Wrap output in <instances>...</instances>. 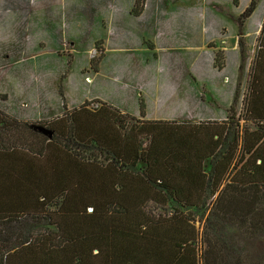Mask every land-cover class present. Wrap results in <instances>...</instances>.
Listing matches in <instances>:
<instances>
[{"label":"trees","instance_id":"16d2710c","mask_svg":"<svg viewBox=\"0 0 264 264\" xmlns=\"http://www.w3.org/2000/svg\"><path fill=\"white\" fill-rule=\"evenodd\" d=\"M248 77L218 123L105 101L40 121L0 109V264H264L231 232L264 233V24ZM192 208L208 212L201 229Z\"/></svg>","mask_w":264,"mask_h":264},{"label":"rangeland","instance_id":"374dc122","mask_svg":"<svg viewBox=\"0 0 264 264\" xmlns=\"http://www.w3.org/2000/svg\"><path fill=\"white\" fill-rule=\"evenodd\" d=\"M250 1L139 0L142 10L147 2L149 10L138 18L128 9L129 0H114V7L112 0H31L32 7L40 8L31 14V34L25 43L30 69L15 67L13 76H0V109L22 120L40 121L62 115L63 102L71 109L84 102L97 107L98 101H105L136 115L141 104L143 120L224 121L237 81L235 107L237 112L241 109L249 64L264 24V0H258L253 19L240 25L239 15ZM110 14L117 21V35L106 45L102 39L108 28L103 26ZM203 20L206 41L197 39L198 28L193 26ZM186 23L192 28L186 30ZM240 37L250 53L244 70L237 68ZM109 46L115 49L109 51ZM185 212L196 213L201 229L208 212L202 218L193 208ZM231 232L247 254L264 257V233L248 237L237 229Z\"/></svg>","mask_w":264,"mask_h":264},{"label":"crops","instance_id":"0c3cea01","mask_svg":"<svg viewBox=\"0 0 264 264\" xmlns=\"http://www.w3.org/2000/svg\"><path fill=\"white\" fill-rule=\"evenodd\" d=\"M134 3L135 0H129L127 4L129 10L130 9L132 10ZM38 5L39 4H36L34 7H32L31 0H0V76H7V75L13 76L14 75L13 71L15 67H18V69H24L25 72H29L30 67L29 64L26 63L29 62L31 59H30V55L26 53L25 43L28 42L31 34V14L34 12V10L40 8V6ZM114 6H115L114 0H112V7ZM147 6H148V2L145 5V8L142 10L141 14L138 15V18H140L144 14L146 15L148 14L149 9H147ZM253 13L245 20L242 28L245 27V23L247 20L253 19L254 16ZM113 18H114V14L113 16L112 14H110V18L107 21L104 19L106 25L103 27L108 28V31H107V36L105 37L106 39L105 40H103L102 38L101 39L106 45L108 44V41H112L113 36L117 35L116 34L117 29H115L114 27L118 24L116 20L115 21L113 20ZM185 25H186L185 26L186 30L188 28H192V25L191 27H189V24L187 25V23ZM193 26L196 29L198 28L197 39H200L202 37V39L206 41L207 39L206 22L203 20V22L199 24L195 23ZM194 32L197 33L196 30H194ZM16 36L19 39L22 38V40L21 41L15 40ZM15 47H18V50H14ZM114 49L115 47L109 46L108 50L111 51ZM239 61L240 60H237V68L239 66L238 64ZM11 68H12V73L10 74L9 70ZM24 70H22L21 73H24ZM17 73L20 72L18 71ZM115 107L120 109L121 112L123 113H129L127 112V110L121 109L118 106ZM3 110H6L4 112L8 113L9 115L20 119L19 117L12 114L9 110L7 109H3ZM132 115L140 116V113L139 115L136 114H132ZM155 118L158 119V117ZM209 118L211 117H206V119ZM161 119L173 120L174 118L163 117Z\"/></svg>","mask_w":264,"mask_h":264}]
</instances>
